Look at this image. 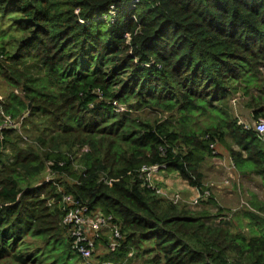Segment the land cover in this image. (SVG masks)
<instances>
[{
  "label": "trees",
  "instance_id": "obj_1",
  "mask_svg": "<svg viewBox=\"0 0 264 264\" xmlns=\"http://www.w3.org/2000/svg\"><path fill=\"white\" fill-rule=\"evenodd\" d=\"M2 85L0 264H92L70 208L121 235L96 264H264V202L239 231L217 221L205 172L220 146L264 188V140L232 107L264 119V0H0ZM153 167L200 208L160 194Z\"/></svg>",
  "mask_w": 264,
  "mask_h": 264
},
{
  "label": "rangeland",
  "instance_id": "obj_2",
  "mask_svg": "<svg viewBox=\"0 0 264 264\" xmlns=\"http://www.w3.org/2000/svg\"><path fill=\"white\" fill-rule=\"evenodd\" d=\"M8 42L10 45V39L9 37L5 39V42ZM9 47V46H8ZM12 48V47H11ZM10 88L8 86L2 85L0 87V94L4 96L5 94L10 92ZM235 101V100H234ZM232 101V107H233V113L239 117V119H242L243 122L246 121L248 118L249 125L255 126V120L252 119V115H250V109L246 108L243 103V99H240L237 97L236 102ZM147 118H154L155 114L152 113H143ZM247 114V116H243ZM216 152L221 154V157H217L213 159L209 164L205 167V172L208 177V181L210 183H215V185H219L222 187V190H235L236 195V202H233L232 205H228L226 209H224V213H222V216L218 217L217 221L220 219L224 222H231V225H233L234 229L239 231V226H246L247 221L243 217L242 211L245 210V208L249 205L252 201H255L257 198L259 201L264 202V188L261 185V182L258 178L252 177V178H243L239 176L232 167L231 159L229 158V154L227 150L223 147L216 146L214 149ZM10 159V158H9ZM12 161V159H10ZM230 174H233V178L229 176ZM227 175V176H226ZM48 178V176H47ZM152 185V184H151ZM154 186V185H152ZM214 187H212L213 190ZM159 192V191H158ZM160 193V192H159ZM161 194V193H160ZM165 196L164 194H162ZM166 197V196H165ZM170 197V196H169ZM256 197V198H255ZM189 201L190 198H186ZM189 205V204H188ZM192 209H198L199 206H192ZM236 211H240V213L237 215L235 214ZM213 213H217V211H214ZM236 216H240V219H238ZM226 218V219H223ZM247 231V230H246ZM100 237L107 238L109 242L108 246L105 244L106 241H102L98 244L97 248L95 246V254L93 256V259H90L89 263L96 264L97 257L99 255L105 254L108 252V250L112 249V247H116L117 243L115 242L114 238V228L111 225L103 226L99 229ZM135 264H138L137 262ZM141 264V263H139Z\"/></svg>",
  "mask_w": 264,
  "mask_h": 264
},
{
  "label": "built area",
  "instance_id": "obj_3",
  "mask_svg": "<svg viewBox=\"0 0 264 264\" xmlns=\"http://www.w3.org/2000/svg\"><path fill=\"white\" fill-rule=\"evenodd\" d=\"M3 116V113L1 112ZM24 119V117H23ZM17 125L9 118H4V124L0 128V130L4 127L14 128ZM255 130L259 134V136L264 140V119H259L255 123ZM20 127L18 126V129ZM233 167V163H232ZM156 167L153 168H145L143 171L148 173V180L151 178V172L156 171ZM206 196H209V192H205ZM169 200L174 203L184 202L192 206H198L201 200V195L199 192V196L197 198L190 199L189 201L184 200V198L175 194L172 196L165 195ZM66 202L70 203L71 199L66 198ZM87 208H70L69 212L66 214L64 218V224L71 227V235L73 238V248L74 250L81 255L85 260H89L92 257L94 252L96 242L100 237L99 229L106 225H111L112 218L106 217L104 215L98 214L95 217H89L87 215ZM112 226V225H111ZM113 227V226H112ZM114 228V238L120 239L121 235L118 229ZM101 238V237H100ZM115 247H112L114 249Z\"/></svg>",
  "mask_w": 264,
  "mask_h": 264
},
{
  "label": "crops",
  "instance_id": "obj_4",
  "mask_svg": "<svg viewBox=\"0 0 264 264\" xmlns=\"http://www.w3.org/2000/svg\"><path fill=\"white\" fill-rule=\"evenodd\" d=\"M243 116H247V114ZM248 118L246 119L245 122H243L242 119H240V122L249 125ZM230 173L231 172H229V176L233 178V174ZM149 181L152 185L158 188V191L161 194L167 196L179 194L184 198V200H187L185 199V197L190 198L192 200L193 198H197L199 196V191L196 188L189 186V184L184 180H182L177 174L168 173L165 169L157 168L156 171L151 172V178ZM208 183L210 184L211 187H214L213 194L215 196L218 205L221 208L226 209L228 205L230 206L232 205L233 202H236L237 194H235L236 193L235 190H227L228 192H226L225 190H222V187L219 186L218 184L215 185V183H210L209 181Z\"/></svg>",
  "mask_w": 264,
  "mask_h": 264
}]
</instances>
